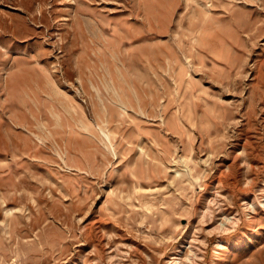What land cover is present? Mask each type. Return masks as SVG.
<instances>
[{
    "label": "rangeland",
    "instance_id": "obj_1",
    "mask_svg": "<svg viewBox=\"0 0 264 264\" xmlns=\"http://www.w3.org/2000/svg\"><path fill=\"white\" fill-rule=\"evenodd\" d=\"M262 202L264 0H0V264H264Z\"/></svg>",
    "mask_w": 264,
    "mask_h": 264
},
{
    "label": "bare ground",
    "instance_id": "obj_2",
    "mask_svg": "<svg viewBox=\"0 0 264 264\" xmlns=\"http://www.w3.org/2000/svg\"><path fill=\"white\" fill-rule=\"evenodd\" d=\"M25 128H26V127H25ZM262 203H263V202H262ZM263 204H264V203H263ZM263 206H264V205H263ZM259 208H260V207H259ZM258 210H259V209H258ZM252 211H253V209H252ZM257 212H258V211H257ZM259 212H260V211H259ZM251 213H253V212H251ZM254 213H255V212H254ZM215 258H216V257L213 256V257H212V260L215 259Z\"/></svg>",
    "mask_w": 264,
    "mask_h": 264
}]
</instances>
